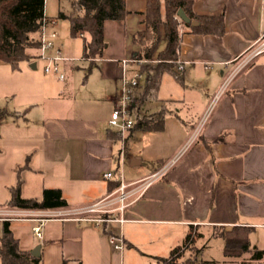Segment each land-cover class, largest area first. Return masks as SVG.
I'll list each match as a JSON object with an SVG mask.
<instances>
[{"label": "crops", "instance_id": "obj_1", "mask_svg": "<svg viewBox=\"0 0 264 264\" xmlns=\"http://www.w3.org/2000/svg\"><path fill=\"white\" fill-rule=\"evenodd\" d=\"M125 5L128 13L123 19L103 23L106 45L101 56L83 58L82 45L80 57L87 63L88 73L93 66L97 67L102 79L99 91L112 103V109L122 75H130L138 67L134 63L123 67L121 59L134 57L140 50L133 36L144 28L145 0H125ZM192 10L198 15L222 14L224 22L221 35L192 32L183 20L177 25L180 45L176 63L182 77L167 74L188 94L169 100L178 106L188 105L194 101L192 89L199 90L202 107L198 122L191 124L188 141V124L175 113L181 124L178 131L170 134L174 139L153 141V156L149 157L150 162L174 157L171 163L148 183L144 182L157 171L151 166L131 178H123L128 195L123 212L125 221L121 223H96L89 219L118 215L116 181L102 174L122 173L123 159L130 166L141 165L142 149L133 152L130 138L135 131L161 133L165 130L164 123L161 130H129L122 144L120 133L108 126L110 115L105 120L84 114L71 95L65 69L81 67L68 58L60 61L63 79L42 69L43 77L63 82V87L49 91L45 85L40 87L39 97L33 92L29 94L28 105L36 108L31 119L24 118L29 124L27 145L22 150L29 156L24 168L29 177L33 175L40 194L44 188H59L66 206L41 210L11 207L0 215V221L8 218L10 229L15 219L27 220L33 226L40 224V264H125V249L113 248L110 238L120 234L125 247L144 257L152 252L144 250L140 241L148 226L154 227V236L164 233L167 244H172L179 238V229L186 226L188 230L199 232L200 228H206L211 232L214 226L248 225L253 227L251 244L264 249V36L260 38L264 32V0H192ZM165 44L160 27L153 58ZM35 67L36 63L32 68ZM86 77L87 73L83 80ZM156 100L159 107L165 104L163 99ZM151 101L143 104L154 113L159 107L151 112L150 107L156 105ZM17 112L20 114V110ZM200 138L213 140L210 149ZM90 206L95 209L87 211ZM12 213L27 216L12 217ZM17 238L21 249H33L22 245L21 237ZM137 255L133 264L141 263ZM153 258L156 260V256ZM237 258L223 254L219 264H230ZM204 262L217 264L215 260Z\"/></svg>", "mask_w": 264, "mask_h": 264}, {"label": "rangeland", "instance_id": "obj_2", "mask_svg": "<svg viewBox=\"0 0 264 264\" xmlns=\"http://www.w3.org/2000/svg\"><path fill=\"white\" fill-rule=\"evenodd\" d=\"M71 1L72 0H44V14L47 20V31L51 28L57 30L58 34L53 39L55 45L60 48V55L62 56L63 54L65 57H62L73 60L75 66L81 67L78 69L73 68L71 70L65 69L67 85L70 88L71 95L74 96L76 100L77 106L83 110L84 114H92L106 120L110 115L112 103L109 104L103 94L99 91L102 79L97 67L93 66L91 72L88 73L87 63L81 61L80 57L84 38L72 37L69 34L68 20L58 16L59 12L65 14L74 12L71 6ZM51 20H55V24L50 23ZM85 38L88 39V36L86 35ZM53 52L55 53V48L47 51L49 54H53ZM31 62L36 63L35 68L30 66ZM43 64L44 61L38 57L32 61H21L17 68H12L8 63H0V108H4L7 111V114L0 119V215L5 213V210L11 208L9 204V188L12 185H16L17 182L21 188V197H41V190L34 185L35 179L33 175H30L29 177L27 173H25L24 168L29 157L22 151L27 145L25 137L27 129L29 128V124L26 123L27 120L24 118L31 119L32 110L33 108H36L35 105H28L29 102L27 101L29 100V94L31 92L39 97L41 94L40 87L45 88V85L48 87L49 91H56V89L63 87V82H58L50 76L46 75L44 76V79L42 71ZM60 69L61 71H64L63 68H61V65ZM85 73H87V77L83 80V75ZM44 82L45 84L43 85ZM139 84L140 86L144 85V77L140 80ZM119 90L120 87L117 92H119ZM138 90L139 88L134 89V96H137ZM198 91L199 90L197 89H192L194 96L193 103L178 106L169 99L177 98V95H181L182 93H188L185 89H182L179 83L173 80L171 75L167 73L163 74L156 96L157 98L163 99L165 103L164 105H166L168 110L164 116L165 130L161 133L135 131L130 138L131 141L129 140V147L135 153L142 149L140 155H142L144 162L141 165L130 166L126 163V159H123L121 163V167L123 168V171L121 170L123 178H131L149 166L159 171L162 167L168 165L172 161L174 157H165L162 161L152 160L150 162L149 157L153 156L151 154L153 144L151 145V143L153 141L159 143L167 141V139L170 141L174 139V136L170 137V134L174 133L176 130L178 131L179 124H181L179 119L174 115L175 113H178L179 117L184 119L185 123L188 124L186 137L188 141L190 140L192 135V130L190 129L191 124L194 125L198 122L197 117L200 115L199 111L202 107ZM133 103L135 104V102ZM151 103L156 104L155 107H150V111L153 112L158 109L160 102L159 100H152ZM147 107V104H141L136 108V112L138 114H150L149 110L146 109ZM179 107L180 110L178 111L177 109ZM18 110H20V114H16L19 113L17 112ZM18 138H21V140ZM155 172H153V174ZM10 215L12 217L27 216L26 214L21 213H12ZM32 226V222L23 219H15L11 221V229L13 230L14 235L21 237V244L25 247L34 248L41 244V240L32 233ZM187 231L188 226L184 229H179V238L176 242L167 244L164 239L166 238L164 233L154 236V227H145V231H143L140 241L144 250L152 252H147L143 255L144 257H140L137 255L135 249L127 246L125 247L124 244L122 249V251L125 249L124 263L128 264V262H130V264H133V257L136 254L138 258H141L140 264H156V260L153 257H168L172 247L184 243V237ZM199 232L203 235L200 236L197 242L195 240L194 245L184 250L174 264H208L207 262H204L206 260H215L217 264L220 263V259L223 258V239L221 237L210 235V230L206 228H200ZM0 264L2 263L0 262ZM230 264L255 263L250 261L248 253H244L242 256L238 257L237 260H233Z\"/></svg>", "mask_w": 264, "mask_h": 264}, {"label": "trees", "instance_id": "obj_3", "mask_svg": "<svg viewBox=\"0 0 264 264\" xmlns=\"http://www.w3.org/2000/svg\"><path fill=\"white\" fill-rule=\"evenodd\" d=\"M71 6L74 12L69 14L59 12L58 16L68 20L69 34L72 37L84 38L83 58L100 57L106 45L103 38V23L108 19L120 20L127 15L125 0H72ZM178 9H181L188 18L189 22L185 24L192 32L218 35L224 32L223 15H198L192 10V0H145L144 28L134 34L133 41L141 47L134 57L148 61L138 66V69L145 73V78L144 85L137 87L138 94L134 96L133 125L130 131H155L163 128L164 114L167 111L165 105H161L157 111L150 114H138L136 108L146 100L157 98L156 92L164 73H170L177 79L182 77L181 69L176 63L180 33L173 20V15ZM43 17L44 0H0V63H8L12 68H17L21 61H32L37 57ZM160 27L166 37V44L153 58L160 38ZM86 35L88 39L85 38ZM6 114L7 111L0 108V119ZM111 136L116 137V133L111 132ZM202 141L210 149L213 140ZM116 186L115 182L114 187ZM9 204L18 209L41 210L64 207L66 200L59 188H44L39 199L21 197L20 185L17 182L10 188ZM252 230L253 227L248 225L214 226L210 235L223 239L224 256L240 257L248 253L250 261L260 264L264 249L251 244ZM201 235L196 230H188L184 243L173 247L168 257H156V264H174L183 251L191 247ZM0 262L40 264L39 255L33 256L30 251L20 248L18 238L9 227L8 219L1 220Z\"/></svg>", "mask_w": 264, "mask_h": 264}, {"label": "built area", "instance_id": "obj_4", "mask_svg": "<svg viewBox=\"0 0 264 264\" xmlns=\"http://www.w3.org/2000/svg\"><path fill=\"white\" fill-rule=\"evenodd\" d=\"M173 20L176 22V24L179 26L182 22V19L179 17L177 13L173 15ZM50 23L55 24V20H51ZM57 30L54 28L49 29L47 31V20L46 16L44 14V17L42 19L40 32H39V40H40V46L38 48V55L37 57L44 61V64L42 66V69L45 73H53L55 74L59 79L64 78V73L61 71L59 62L64 61L67 58L62 57L59 54V50L56 48L54 44V39L57 36ZM264 36V32L261 34L260 38ZM55 48V53L49 54L47 53L48 50H52ZM148 61V59L144 58H123L121 59V62L123 64V67L126 66L129 63H134L136 65H140L141 63H144ZM151 61H154L151 59ZM180 69V66H178ZM145 78V73L141 72L140 70L136 69L134 70L130 75L123 74L121 77V86L120 90L117 93L116 99H115V105L110 113V117L108 119V126L115 129L117 132L121 135L122 144L124 142V134L129 131L132 128L133 125V111L132 106L134 102V89L140 86V80L142 78ZM171 163V162H170ZM167 166V165H166ZM162 167L159 171H156L146 182L148 183L150 179L160 176L165 167ZM102 176L106 179H114L117 183L116 191V203H117V216H96L89 218L93 220L96 223H102V222H109V221H117L119 223L125 221L123 212L126 207L125 200L128 195V185L124 182L122 173H115L113 171H106L102 174ZM95 208L94 206H90L86 208L87 211H93ZM8 219V218H4ZM36 220L42 221V218H37ZM264 227V225H262ZM32 233L37 236L41 237V228L40 224L35 225L32 227ZM110 242L113 246V248L117 250H122L124 247V240L120 234L114 235L110 238ZM261 263L264 264V255L261 260Z\"/></svg>", "mask_w": 264, "mask_h": 264}, {"label": "water", "instance_id": "obj_5", "mask_svg": "<svg viewBox=\"0 0 264 264\" xmlns=\"http://www.w3.org/2000/svg\"><path fill=\"white\" fill-rule=\"evenodd\" d=\"M179 17L185 21V22H189L188 18L185 16V14L183 13V11L181 9H178L177 12H176ZM194 23V22H192ZM31 67H34L35 66V63H31L30 64ZM38 250H39V245H37L36 247H34L33 249L30 250V253L33 255V256H37L38 255Z\"/></svg>", "mask_w": 264, "mask_h": 264}]
</instances>
